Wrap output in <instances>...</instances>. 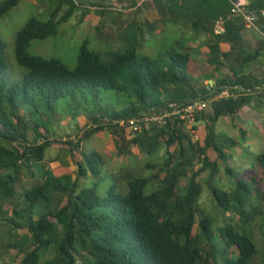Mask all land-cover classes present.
Returning <instances> with one entry per match:
<instances>
[{"label": "trees", "instance_id": "obj_1", "mask_svg": "<svg viewBox=\"0 0 264 264\" xmlns=\"http://www.w3.org/2000/svg\"><path fill=\"white\" fill-rule=\"evenodd\" d=\"M19 1H0V16ZM49 1L53 5L48 18H28L15 35L14 58L24 69L20 75L12 70L0 36V229L6 223L10 230H24L0 241V253L14 249L13 258L20 257L18 264H264V221L261 244L250 227L258 216L264 219L263 207L254 202L260 188L257 179L236 175L229 189L220 188L211 179L221 165L227 175L234 172L226 163L225 149L235 146L237 140L216 132L218 119L232 117L243 105L261 97L257 88L262 85L260 78L242 70L260 57L264 38L253 50L244 48L241 33L245 22L238 16L225 21L223 32L213 30L214 21L229 14L234 0H216L217 11L212 16L192 20L194 30L209 33L207 64L218 72L225 60L239 62V70L230 66L233 79L220 75L211 89L193 85L186 72L188 51H165V65L137 53L153 35L158 21L165 23L168 20L164 18L171 17L165 0H154L158 20L130 22L123 27L118 36L122 51L111 48L109 55L110 50L91 49L85 40L73 69L59 58L29 52L32 40L56 35L59 25L79 6L75 0ZM247 8L264 9V0H251ZM256 23L264 33V17ZM221 43L229 49L222 51ZM225 89L229 96L211 101L210 111L193 115L194 128L198 122L207 123L202 143L193 141L184 130L185 120L174 117L164 125L152 123L130 138L125 135L127 121L139 112H157L170 102L185 104L199 94L212 97ZM103 93L106 99L115 97L110 99L112 104L99 103ZM123 96L128 100L119 106ZM62 112L71 118L87 117L88 128L82 137L68 142L69 151L80 155L76 170L61 164L45 168L43 163L46 148L56 141L49 134ZM105 128L113 130L118 155L135 146L149 157L162 145L164 159L158 163L146 160L145 174L129 166L102 173L105 161L101 152L83 151L80 141ZM239 133L243 134L241 128ZM208 149L215 153L213 160ZM256 160L264 170V152ZM195 161L200 164L197 168ZM22 167L31 175L36 169L42 180L23 187L17 180ZM154 168H158L155 173L151 171ZM206 170L208 177L199 180ZM80 177L92 179L80 185ZM203 181L221 224L197 205ZM150 184L154 187L147 191ZM15 198L24 204L18 206Z\"/></svg>", "mask_w": 264, "mask_h": 264}, {"label": "rangeland", "instance_id": "obj_2", "mask_svg": "<svg viewBox=\"0 0 264 264\" xmlns=\"http://www.w3.org/2000/svg\"><path fill=\"white\" fill-rule=\"evenodd\" d=\"M75 1L79 6L76 7L74 14L68 21L59 25L56 35L31 41L29 47V52L31 54L39 55L44 58H59L69 68L73 69L77 64L79 47L85 40L89 48L104 52L110 50V55L111 48L117 49L115 51H122L124 48L118 40L119 34L123 33L124 26L128 25L130 22L141 23L146 20V7L144 3L135 8L136 4L134 6L132 5L133 0ZM97 4L101 7L97 6ZM52 5L53 3L49 0H20L16 6L0 16V36L6 43V56L10 61L12 70L17 73L16 75H20L24 72V69L16 63L14 58V41L16 33L30 17L46 20ZM65 8L66 6H63L62 10ZM148 15L150 14H147V16ZM190 37L191 35L187 29L175 23L167 22L159 33L151 35L148 40L141 44L137 53L139 55H147L152 59H159V63L165 65L167 59H165L162 54L167 49L177 48V43L180 44V41H182L186 48L181 50L188 51L190 55L186 72L192 78L193 85L197 89L205 86L211 89V87L214 86L215 79L220 75L228 76L233 79L234 76L230 70V66L239 70L238 62L231 59V61H228L227 65L221 66L220 70L216 72L212 65L205 63L203 57H199L197 49L189 47ZM195 37L197 39L193 41L202 39V35H196ZM260 38H263V32L260 27H258V37L245 38L244 44L245 47H247L246 49L253 50ZM109 55L106 57L108 58ZM236 55L239 54L236 53ZM259 58L254 62L247 63L244 66L245 70L252 69L256 64H260L262 59ZM208 65L210 66V71ZM260 69V80L263 84L264 66ZM261 91H264V88L260 90V92ZM106 95V93L100 94V97H103L99 100L100 104L101 102L104 105L108 103L112 104L113 101H110V99H115V97H107L106 99ZM204 95L209 97L207 93ZM124 99L128 100L127 97H121L119 106L124 103ZM210 103L205 107V112L211 110ZM249 114H253L251 118L250 115L246 116V114L239 110L232 117L224 116L219 118L215 124L217 133L231 136L237 140V143L235 146L225 149L228 155L226 163L233 169V175H227L224 166L221 165L220 171L213 174L211 179L212 182H215L220 188L229 189L234 184V176H242L247 179L250 178L249 176H254L258 181V186H260V188L256 190L255 195L257 197L254 202L260 204L264 210V170L256 160V156L264 152V95L261 104L256 106L254 110L252 109ZM87 124V117L85 115H78L75 118H71L69 113H61L58 117V121L54 124L49 134V138L52 140L55 139L56 141L49 144V147L46 148L45 158L43 160L45 168H56L61 164L72 170H76V161L80 160V155L77 151L73 153L69 151L68 142L75 143L78 141L88 128ZM193 124V120L185 121L184 130L190 134L193 141L202 143L206 134L207 123L204 121L198 122L195 128ZM239 128L243 130V134L239 133ZM130 129L128 125L125 126V135L127 137L131 135ZM112 132L113 130L111 128H105L89 137L82 138L80 141V146L83 151L96 149L101 152L105 161L102 173L110 171L115 172L122 166H129L139 173L145 174L147 169H143V165L146 160L158 163L165 157V149L162 145L149 157L141 153L135 146H130L128 152L118 155L115 150V137ZM28 135L29 138L32 139V133L29 132ZM207 154L210 159L213 160L215 158V153L212 149H208ZM194 164L195 168L200 165L197 161H195ZM157 170L158 168H154L151 171L155 173ZM40 175V172L36 169L34 170V174L31 175L29 169L22 167L17 180H19V184L23 187H30L42 180ZM206 177H208V170L199 175V180H203ZM91 179L92 178L80 177L78 182L80 185H87ZM106 179L108 180V178ZM103 184L107 186V181H104ZM183 184L184 180L181 181V185ZM153 187L154 186L150 184L146 190L149 191ZM99 192H103L102 188L99 189ZM13 201L18 206L24 204L21 198H15ZM64 201L65 200H63L61 204H63ZM53 205H56V201L53 202ZM197 205L207 214L214 216L217 224L222 223L219 214L217 215L216 213L217 210L213 201V196L205 186V182L203 183L202 191L197 200ZM227 214L232 216L231 213ZM233 219H237V216L233 215ZM263 221V217L258 216L250 225L253 236L259 244H261L262 241L261 225ZM9 230V226L3 223L0 229V241H7L10 233L24 232V230L21 229L12 228V230ZM14 253V249H9L7 253H0L2 256L0 258V264H18L20 257L16 259L13 258Z\"/></svg>", "mask_w": 264, "mask_h": 264}, {"label": "crops", "instance_id": "obj_3", "mask_svg": "<svg viewBox=\"0 0 264 264\" xmlns=\"http://www.w3.org/2000/svg\"><path fill=\"white\" fill-rule=\"evenodd\" d=\"M197 1H199L197 6H192V4L194 5ZM240 1H243L245 4H248L251 0H240ZM165 2L167 5H169L170 11H172L170 13L171 17H165L164 18V19L168 20V21H165V23L172 22V23H175L176 25H180L184 29H187L191 35V37L189 39V43H190L189 47L197 49L198 50L197 53H198L199 57H203L205 60V63H206V59H207L208 52H209L207 44H206V40L209 36V33L206 34L202 29H199L197 31L194 30V23L192 20H196V18H198V17H202V18L206 17L207 18L209 16H212V14H214L217 11L216 6L218 4V1H216V0H174L173 4L170 3L169 0H165ZM142 3H144V5L146 7V20L154 21V20H158L160 18L159 13L156 12V9L154 6V0H137L135 8L138 7ZM147 14H150V15L147 16ZM165 23L158 21V24H157L156 29H155L153 34L159 33L161 31V29L163 28V26L165 25ZM257 26H258L257 23H255L254 25H250V26L245 25V28L243 29V31L241 33L242 39H243V44L245 43L244 42L245 38H256V37H258V27L259 26L258 27ZM196 35H202V39L201 40L198 39L197 41H193V40L197 39L195 37ZM263 38H264V33H263ZM177 45H178V47L176 48L177 50H181V49L186 48L183 45L182 41H180V44L177 43ZM220 47H221L222 51H227L229 49V45L226 43H221ZM243 47L247 48V47H245V44L243 45ZM167 50H169V49H167ZM231 59L232 58H230V60H225L224 64L227 65L228 61H231ZM259 59H262L260 64H256L252 69H249V70L248 69L245 70V67H244V69L242 71L244 73H247V72L254 73L260 78L261 77V74L259 73V72H261L260 68L264 66V49L261 52ZM234 60L236 62H238L237 59L234 58ZM210 70L211 69L209 66V71ZM261 86H262V88L260 90H262L264 88V83ZM260 93H261V97L259 99L255 97L250 103H248L247 105H243L240 108L242 113L246 114V116L250 115V118H251V115H253V114H249L251 112V110L252 109L254 110L256 106L261 104L262 97L264 95V91H261ZM254 120H255V118H254Z\"/></svg>", "mask_w": 264, "mask_h": 264}, {"label": "built area", "instance_id": "obj_4", "mask_svg": "<svg viewBox=\"0 0 264 264\" xmlns=\"http://www.w3.org/2000/svg\"><path fill=\"white\" fill-rule=\"evenodd\" d=\"M233 16L240 17L245 22V25L250 26L254 25L260 16L264 17V9H248L247 4L243 1L234 0L232 1V7L229 14L225 18H218L214 21V32H223L225 21L229 20ZM257 88L260 90L262 86ZM229 95L230 92L227 89L222 90L220 93L212 97L199 94L197 97L191 99L185 104L170 102L166 106L160 108L157 112H150L154 111L150 110L139 113L138 115L130 118L126 123L131 128V135L129 138L135 134L136 131H140L143 128L148 129L152 123L156 125H164L173 117L185 121L193 120L194 113L204 111L205 107L208 106L211 101ZM119 124L124 125V122L120 121Z\"/></svg>", "mask_w": 264, "mask_h": 264}]
</instances>
